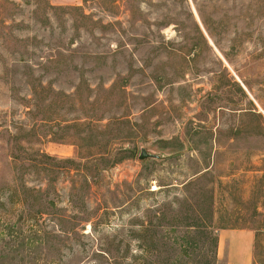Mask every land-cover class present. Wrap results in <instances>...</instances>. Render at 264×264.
Listing matches in <instances>:
<instances>
[{"label":"rangeland","instance_id":"1","mask_svg":"<svg viewBox=\"0 0 264 264\" xmlns=\"http://www.w3.org/2000/svg\"><path fill=\"white\" fill-rule=\"evenodd\" d=\"M241 229L264 264V0H0V264H228Z\"/></svg>","mask_w":264,"mask_h":264},{"label":"crops","instance_id":"2","mask_svg":"<svg viewBox=\"0 0 264 264\" xmlns=\"http://www.w3.org/2000/svg\"><path fill=\"white\" fill-rule=\"evenodd\" d=\"M254 234L251 230H221L218 235L219 248L225 247L228 264H252Z\"/></svg>","mask_w":264,"mask_h":264},{"label":"water","instance_id":"3","mask_svg":"<svg viewBox=\"0 0 264 264\" xmlns=\"http://www.w3.org/2000/svg\"><path fill=\"white\" fill-rule=\"evenodd\" d=\"M146 155H147L146 152L142 149L140 152L139 158L143 159Z\"/></svg>","mask_w":264,"mask_h":264},{"label":"built area","instance_id":"4","mask_svg":"<svg viewBox=\"0 0 264 264\" xmlns=\"http://www.w3.org/2000/svg\"><path fill=\"white\" fill-rule=\"evenodd\" d=\"M157 189H158V187L155 186L154 184L150 186V191H155Z\"/></svg>","mask_w":264,"mask_h":264},{"label":"trees","instance_id":"5","mask_svg":"<svg viewBox=\"0 0 264 264\" xmlns=\"http://www.w3.org/2000/svg\"><path fill=\"white\" fill-rule=\"evenodd\" d=\"M216 236V234H214ZM216 239H217V236H216Z\"/></svg>","mask_w":264,"mask_h":264}]
</instances>
